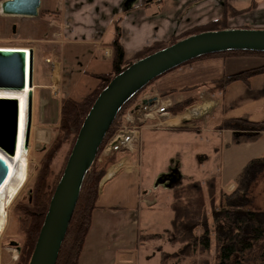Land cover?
Masks as SVG:
<instances>
[{"label": "crops", "instance_id": "0c3cea01", "mask_svg": "<svg viewBox=\"0 0 264 264\" xmlns=\"http://www.w3.org/2000/svg\"><path fill=\"white\" fill-rule=\"evenodd\" d=\"M7 1L0 0V48L32 51V102L36 95L38 110L36 116L32 114L30 133L34 134L35 141L40 139L48 143L51 139L48 128L58 126L61 98L84 95L97 85L91 74L110 70L112 51L107 45L114 38L116 21L124 58L130 61L146 45L167 42L191 27L219 19L224 1L240 11L253 0H40L35 17L2 14L1 5ZM244 15L252 19L248 27L244 25L247 22ZM244 15L229 19L227 28L264 29V4H257L253 13ZM37 52H43L44 62L48 59L59 63L55 74L48 66L43 73L34 72ZM68 58L74 61L83 58L85 68L80 72L79 66L72 65L68 86L64 88L63 70H66ZM263 65L264 56L257 55L204 58L171 70L145 89L140 100L156 98V102L153 106L141 105L137 110L134 107L129 111L132 115H144L165 102L173 105L188 100L191 104L174 116L154 113L152 118L143 117V124L139 127V146L134 142V136L129 140L131 134L127 131L130 130L120 137L114 156L117 153L124 156L107 168L99 183L91 226L78 264L140 263L137 258L138 237L151 229H142L143 216L153 223L151 217L157 218L159 214L160 198L168 197L167 192L159 193L143 186L153 174L158 177L161 173L159 168L164 163L159 154L163 144L174 140L178 147L173 151L182 153V149L196 137L206 141L211 140V135L216 139L226 135L223 145H219L225 147L232 133L217 128L223 121L236 118L249 122L264 121V74L250 78L247 83L233 82L222 92L211 88L213 80ZM180 127L185 130H175ZM127 128H130L129 124ZM175 134L188 137L171 139L170 136ZM261 140H264V134ZM246 145L250 144L231 147ZM219 147L213 150L216 152ZM105 157L103 155V161ZM263 157L264 145L263 148L259 145L257 156L244 160L240 171L249 161ZM220 168L221 164L217 165L216 169ZM240 171L235 173L233 182L220 186L218 193L225 194L231 189V194ZM146 225L150 224L146 222Z\"/></svg>", "mask_w": 264, "mask_h": 264}, {"label": "trees", "instance_id": "16d2710c", "mask_svg": "<svg viewBox=\"0 0 264 264\" xmlns=\"http://www.w3.org/2000/svg\"><path fill=\"white\" fill-rule=\"evenodd\" d=\"M252 7L253 1L250 2L246 9L236 11L224 1L222 15L219 19L191 27L183 31L178 37L171 38L167 42L157 41L146 45L130 61H126L124 58V51L119 42L118 23L117 21L115 22L114 38L107 45L112 51L110 70L107 73L91 74L97 84L91 91L82 96L61 98L57 130H55L50 143L42 147L44 152L39 159L29 197L26 201L17 202L13 206V214L17 223L16 231L21 237L16 264L29 263L50 199L61 177L82 122L98 94L107 86L111 79L133 62L172 45L178 40L206 31L227 29L229 18L243 15L250 11ZM220 55L264 56V53L226 52L203 56L196 60ZM260 74H264V65L213 80L211 88L222 92L227 85L233 82L241 81L247 83L250 78ZM151 83L122 107L104 138L94 163L84 177L56 264L79 263V257L91 226V217L95 209L99 183L104 177L107 168L114 164V158H107L100 167L95 166V162L106 145L105 143L113 136L114 131L121 128L124 113ZM190 104L191 102L186 100L170 105L168 112L173 116L177 115ZM249 126L255 130L253 132L247 131L246 127ZM183 127L175 130L184 131L185 128ZM217 128L227 129L232 133L225 147L228 148L239 144L251 145L255 144L264 134V121L249 122L238 118L229 119L223 121ZM63 147L66 149L65 154L61 165L59 167L56 166L58 167L56 168L54 161ZM260 163H264V157L251 160L242 168L233 192L227 195L226 199L238 194L240 198L242 197L241 200H245L250 172ZM166 192L171 199L169 210L172 213L168 229L164 231L163 236L145 234L138 237L140 245L149 244L151 241H159L169 247V250H165L162 244L154 247L158 251L159 264H182L186 260L189 264H200L195 257L209 253L212 246L214 259L213 263L210 264H264V221L260 220L258 211L247 208L248 204L243 202L242 204L230 205L225 200V194L216 192L213 178L206 180L203 184L192 179L179 178L171 183L169 190ZM224 202L226 205H224ZM201 264L208 263L207 261H202Z\"/></svg>", "mask_w": 264, "mask_h": 264}, {"label": "water", "instance_id": "95a60500", "mask_svg": "<svg viewBox=\"0 0 264 264\" xmlns=\"http://www.w3.org/2000/svg\"><path fill=\"white\" fill-rule=\"evenodd\" d=\"M40 0H9L1 5L4 15L35 17ZM264 53V29L227 28L206 31L178 40L139 59L115 75L98 94L78 131L55 187L28 264H56L84 177L122 107L149 83L181 65L200 57L226 52ZM32 51L0 49V92L21 93L27 89V128L23 150L29 144L32 121ZM156 98L141 105L153 106ZM139 106L135 107V110ZM18 128L16 99L0 98V153L13 156ZM7 166L0 160V186ZM171 183L179 178L168 174ZM160 182V180H159ZM170 183V185H171ZM15 245V243H12Z\"/></svg>", "mask_w": 264, "mask_h": 264}, {"label": "rangeland", "instance_id": "374dc122", "mask_svg": "<svg viewBox=\"0 0 264 264\" xmlns=\"http://www.w3.org/2000/svg\"><path fill=\"white\" fill-rule=\"evenodd\" d=\"M261 3L264 4V1L263 0H260V1L253 0L252 9L245 14L253 13L256 9L257 4H261ZM243 15H240V16H243ZM236 17H239V16H236ZM244 20L247 21L244 23V25L247 24L246 27H248L252 22L251 17L248 15L244 17ZM227 27H228V23H227ZM180 34L176 35L175 37H178ZM57 51L60 53L59 49H57ZM83 62H84L83 58L82 59L79 58L78 61H74V59L68 58L67 61H65L66 70H63V79H64L63 87L64 88L68 86L67 81L71 73V68L75 66L76 64L77 66H79V70L81 72V70L85 68ZM47 66L48 65L44 62L43 52H37L36 57L34 59V70H35L34 72L43 73ZM144 94L145 92L143 91L140 94V96L135 101L132 102V105L129 107V109H127L124 115L131 113L129 111L133 109L134 107L141 106L140 99L143 97ZM32 110H33L32 114L36 116L37 110H38V101H37L36 95L35 97H33ZM122 125L124 127H127V123L124 121V119L122 120ZM123 126H121L119 130H123L124 128ZM130 128L129 129L126 128V131L130 130ZM241 129H244V128H241ZM48 130L51 131V139H50L51 141L54 136V132L55 130H57V128H50V129L48 128ZM119 130L114 131L113 136L118 135ZM246 130L253 132L255 129L249 126V127H246ZM192 135L190 134V137H193ZM139 136H140L139 132L137 134H134V142H136L137 146L140 145ZM170 137L171 139L173 138L177 139L178 137L187 138L188 135L179 136V134H175V135H171ZM210 137H211V140L208 139L206 141H204L201 138L196 137L194 142L192 140L189 142L191 145H189L188 143L186 147L182 149V153L180 151L178 153L173 151V149H175L174 147H178V143L174 140H173V143L170 140L168 141L167 144H163L164 147L162 148V150L160 151L161 153L159 154L160 157L163 159V163H164V166H162V168H159V172L161 173L158 174V177H156L157 174H153L147 180L146 183L145 182L143 183V186L145 188L146 186L151 189L154 188L159 193L166 192L167 190H169L170 183H171L170 181L173 178V177L171 178L170 175L168 176V174H171L173 172L174 176L178 178H186V180L192 179L193 181H197L201 184H203L207 179L213 178L215 185H216V191L218 193L219 190L217 189H220V186L224 184L227 185L230 182H233V178L234 176H236L235 173L240 171L241 167L243 166V163L245 162L244 160H246L247 158H250L251 156H257L259 145H261V148H263V145H264V140L259 141L261 139L260 138L255 143V145L252 144L253 146L246 145V146L228 147V148L220 146L221 147L220 148L219 145L221 144L223 145V143L226 140V135H224L221 139L219 138L216 139L214 135H211ZM110 139L107 141V143L110 141ZM164 139L162 142H165ZM167 139H170V138H167ZM50 141L48 143H50ZM30 143H31V148L29 150V157L27 159L28 174L26 170L27 180H25L26 182H24L23 187L21 188L17 196L14 198V201L10 204L9 208L7 209V222H6L4 229L0 233V264H16L17 262V259L14 258V254H15L14 251L18 249V256H19L18 246L20 245L21 237L16 231L17 223H16V217L13 214V206L17 202L26 201L28 199L30 189L34 181L36 169L38 168L39 159L42 157V154L44 152V149H42V147H45L48 144L46 142H43L40 139L35 141V137L32 132L30 133ZM107 143L105 144L107 145ZM216 146H218L220 150L215 152L213 149ZM65 150H66L65 147H63L61 151L58 152L55 158V161H54L55 167L56 166L59 167L61 165L62 158L65 154ZM122 155H123L122 153L121 155L117 153L115 156L112 155V156L105 157V160L109 157H113L114 164H115L116 161H119L122 159L121 157L124 156ZM103 159L104 158H103L102 151H101V153H99L97 157L95 166L97 167L102 166L105 162V160L103 161ZM28 163H29V166H28ZM220 164H221V168L217 170L216 169L217 165L219 166ZM167 165L169 167L165 170V167ZM213 171L214 173L212 174ZM248 179H249V182L247 184L248 186H246L247 191L245 190L246 191L245 200H241L242 197L240 198L238 194H235L234 196L226 199L228 197L227 195H230L229 193L231 192V189L224 192L225 200L230 205L232 204L236 205L240 203L242 204V202L245 204H248L247 208H250L253 211H258L259 212L258 216L260 220L263 222L264 221V214H263L264 213V163H260L259 165H256L254 169L250 172ZM236 181L237 179L235 180V182ZM165 195L168 197L163 196L159 200L158 206L160 210H159V214L157 215V218L155 216L151 217L153 223H150L149 220H147L143 216V221L141 224L142 229L151 228L148 232L144 234L152 232L149 234H159L163 236L164 231L168 229L169 221L172 219V213L169 210V203L171 199H170L169 194L166 193ZM224 205H226L225 202H224ZM146 222H148V224L150 225H146L145 227L144 224ZM144 234H139V235H144ZM12 243H15V245H12ZM160 244H162V247H164L165 250H169L168 246L164 245L162 242H159V241H151L149 244L147 243L145 245L138 244L139 247L137 250L138 252L137 258L140 261L139 264H159L158 263V251L155 250L154 247L156 246L158 247ZM195 259L200 264L202 261H207L208 264L213 263V259H214L213 246L211 247V251L209 253L198 255L197 257H195ZM182 264H189V263L186 260Z\"/></svg>", "mask_w": 264, "mask_h": 264}, {"label": "bare ground", "instance_id": "6f19581e", "mask_svg": "<svg viewBox=\"0 0 264 264\" xmlns=\"http://www.w3.org/2000/svg\"><path fill=\"white\" fill-rule=\"evenodd\" d=\"M3 49V48H0ZM7 50H22V49H7ZM28 59V51H25V61ZM0 98H12L17 100L18 104V128L16 147L11 159V164H6V176L2 185L0 186V233L4 229L7 222V209L14 201L19 191L27 180V159L29 157V148L26 151L23 150L24 133L26 131V113H27V89L21 93H5L0 92ZM116 140V138H115ZM2 161L5 162L6 158L3 154ZM29 162V161H28ZM29 166V163H28ZM28 174V170H27Z\"/></svg>", "mask_w": 264, "mask_h": 264}, {"label": "built area", "instance_id": "2783aa9c", "mask_svg": "<svg viewBox=\"0 0 264 264\" xmlns=\"http://www.w3.org/2000/svg\"><path fill=\"white\" fill-rule=\"evenodd\" d=\"M45 63L49 66L50 72L52 74H55L58 71L59 63L50 61L48 59L45 60ZM169 106L170 105L168 104V102H165V103H162L161 105H158L154 110L149 109L147 111V113L144 114V115H140V114L132 115L131 113H128V114L124 115L123 118H122V120L124 119V121L127 124H129L130 127H131L130 128V131H127L128 133L131 134L129 140L132 139V137L134 136V134H137L139 132V127H140V125L143 124V117L147 116V117H151L152 118V114H154V113H156L158 115L167 116V115H169V112H168V107ZM26 126H27V119H26ZM126 128L127 127H124L123 130H119L118 135L113 136L114 138L112 137L113 139L112 138L110 139V141L107 143V145L103 148L102 155H106V156H112V155H114V152L116 151V148L119 145L120 137H122L124 135L123 133L126 132ZM30 131H31V129H30ZM25 133H26V131H25ZM25 133H24V137H25ZM115 138H116V140H115ZM116 141H118L117 144H115ZM128 141H126V142H128ZM125 146H126V144H125ZM28 148L30 150V135H29ZM5 158H6L5 163L6 164L7 163L8 164H11L12 156L11 157L10 156H5ZM6 249H8V248H6ZM14 253H15L14 254V258L17 259V257H18V249L15 250Z\"/></svg>", "mask_w": 264, "mask_h": 264}, {"label": "snow or ice", "instance_id": "6c2138e0", "mask_svg": "<svg viewBox=\"0 0 264 264\" xmlns=\"http://www.w3.org/2000/svg\"><path fill=\"white\" fill-rule=\"evenodd\" d=\"M3 159V156H0V160H2Z\"/></svg>", "mask_w": 264, "mask_h": 264}, {"label": "flooded vegetation", "instance_id": "af4514ba", "mask_svg": "<svg viewBox=\"0 0 264 264\" xmlns=\"http://www.w3.org/2000/svg\"><path fill=\"white\" fill-rule=\"evenodd\" d=\"M26 51V50H25ZM28 51V50H27Z\"/></svg>", "mask_w": 264, "mask_h": 264}]
</instances>
